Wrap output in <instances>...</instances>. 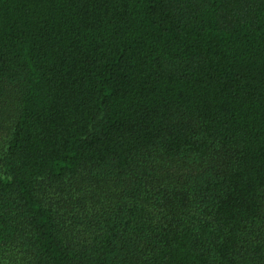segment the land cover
<instances>
[{
    "label": "trees",
    "instance_id": "obj_1",
    "mask_svg": "<svg viewBox=\"0 0 264 264\" xmlns=\"http://www.w3.org/2000/svg\"><path fill=\"white\" fill-rule=\"evenodd\" d=\"M0 264H264V0H0Z\"/></svg>",
    "mask_w": 264,
    "mask_h": 264
}]
</instances>
